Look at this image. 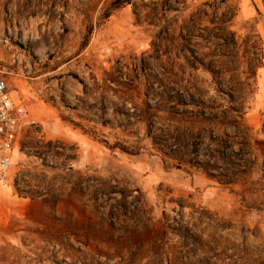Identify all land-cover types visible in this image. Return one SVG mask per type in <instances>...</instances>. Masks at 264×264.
<instances>
[{
    "label": "rangeland",
    "instance_id": "obj_1",
    "mask_svg": "<svg viewBox=\"0 0 264 264\" xmlns=\"http://www.w3.org/2000/svg\"><path fill=\"white\" fill-rule=\"evenodd\" d=\"M0 67V264H264V0H0Z\"/></svg>",
    "mask_w": 264,
    "mask_h": 264
},
{
    "label": "built area",
    "instance_id": "obj_2",
    "mask_svg": "<svg viewBox=\"0 0 264 264\" xmlns=\"http://www.w3.org/2000/svg\"><path fill=\"white\" fill-rule=\"evenodd\" d=\"M5 79L0 67V178L11 164L19 145L21 126L27 118L25 105L14 100Z\"/></svg>",
    "mask_w": 264,
    "mask_h": 264
},
{
    "label": "trees",
    "instance_id": "obj_3",
    "mask_svg": "<svg viewBox=\"0 0 264 264\" xmlns=\"http://www.w3.org/2000/svg\"><path fill=\"white\" fill-rule=\"evenodd\" d=\"M258 10V9H257ZM178 95H180V92H178V90L176 91Z\"/></svg>",
    "mask_w": 264,
    "mask_h": 264
}]
</instances>
